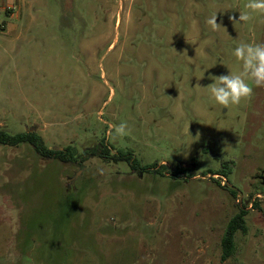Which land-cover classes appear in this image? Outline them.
<instances>
[{
	"label": "rangeland",
	"instance_id": "rangeland-1",
	"mask_svg": "<svg viewBox=\"0 0 264 264\" xmlns=\"http://www.w3.org/2000/svg\"><path fill=\"white\" fill-rule=\"evenodd\" d=\"M247 3L0 0V130L136 160L0 145V264H264V87L227 109L206 87L241 71L240 43L264 44V15L229 19Z\"/></svg>",
	"mask_w": 264,
	"mask_h": 264
},
{
	"label": "clouds",
	"instance_id": "clouds-1",
	"mask_svg": "<svg viewBox=\"0 0 264 264\" xmlns=\"http://www.w3.org/2000/svg\"><path fill=\"white\" fill-rule=\"evenodd\" d=\"M245 7L248 12H241L238 20L230 16L232 22L247 23L252 19V13L264 15V0H248ZM207 23L213 31L219 30L222 26L217 23V14H213ZM235 58L242 63L239 73L228 71L226 75L210 76L213 81L208 86L211 97L214 101L227 109L230 106L239 105L242 100H249L253 96L254 87H264V44L259 43H240L233 51ZM201 87L199 83L196 85ZM115 128V132L126 135V122L119 125L110 126ZM111 135V132L109 133Z\"/></svg>",
	"mask_w": 264,
	"mask_h": 264
},
{
	"label": "trees",
	"instance_id": "trees-1",
	"mask_svg": "<svg viewBox=\"0 0 264 264\" xmlns=\"http://www.w3.org/2000/svg\"><path fill=\"white\" fill-rule=\"evenodd\" d=\"M21 144H29L37 155L47 161L57 160L66 164H79L82 166L86 161L95 156L104 161L114 163L136 162V160H133L130 152L112 154L109 147L103 145V143L80 152L74 145L62 148H49L43 137L34 129L17 134H11L9 131L3 129L0 130V145L12 148ZM254 205L256 208L259 207L258 203H254ZM246 216L247 210L243 208L229 221L222 238V260L225 261L234 254L236 235L239 232L246 234Z\"/></svg>",
	"mask_w": 264,
	"mask_h": 264
},
{
	"label": "flooded vegetation",
	"instance_id": "flooded-vegetation-1",
	"mask_svg": "<svg viewBox=\"0 0 264 264\" xmlns=\"http://www.w3.org/2000/svg\"><path fill=\"white\" fill-rule=\"evenodd\" d=\"M254 179H256L257 181H259V182L264 186V175H263L262 172H261L260 174L257 173V174L254 176Z\"/></svg>",
	"mask_w": 264,
	"mask_h": 264
},
{
	"label": "water",
	"instance_id": "water-1",
	"mask_svg": "<svg viewBox=\"0 0 264 264\" xmlns=\"http://www.w3.org/2000/svg\"><path fill=\"white\" fill-rule=\"evenodd\" d=\"M82 174L81 171H78V173L75 175V179H77Z\"/></svg>",
	"mask_w": 264,
	"mask_h": 264
}]
</instances>
